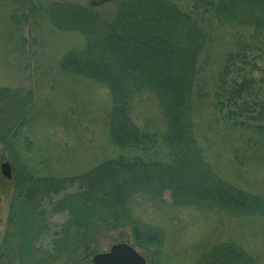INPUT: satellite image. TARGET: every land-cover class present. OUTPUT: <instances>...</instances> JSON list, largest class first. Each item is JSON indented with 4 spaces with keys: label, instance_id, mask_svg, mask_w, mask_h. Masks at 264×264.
<instances>
[{
    "label": "trees",
    "instance_id": "trees-1",
    "mask_svg": "<svg viewBox=\"0 0 264 264\" xmlns=\"http://www.w3.org/2000/svg\"><path fill=\"white\" fill-rule=\"evenodd\" d=\"M25 1L32 3L17 2ZM41 2L52 27L81 36L80 48L64 52L58 68L106 92L105 127L118 154L70 177L17 172L0 264H90L100 253L96 233L116 232L114 244H128L148 264L164 233L134 207L264 216V197L222 180L200 146L209 109L225 113L234 129L264 131V91L250 76L260 70L264 0ZM109 5L112 11H102ZM223 38L232 46L209 78L203 61ZM31 101L28 90L0 87V145L9 156ZM145 104L156 111L150 127L140 115ZM240 253L231 244L213 246L196 264H250Z\"/></svg>",
    "mask_w": 264,
    "mask_h": 264
},
{
    "label": "rangeland",
    "instance_id": "rangeland-1",
    "mask_svg": "<svg viewBox=\"0 0 264 264\" xmlns=\"http://www.w3.org/2000/svg\"><path fill=\"white\" fill-rule=\"evenodd\" d=\"M17 1L0 0V87L28 90L32 101L21 135L10 151L12 156L0 145V165L8 163L12 168V179L0 174V243L7 232L17 172L70 177L118 154L105 127L110 106L106 92L87 81L74 80L58 68L64 52L80 48L81 36L52 27L41 12L45 8L41 0H29L35 6ZM63 1L83 5L100 0ZM112 9V5L102 7V11ZM231 46L229 38L214 40L203 61L206 76L218 68ZM258 47L255 63L260 70L250 76L264 91V39ZM142 110L143 121L149 127L156 124L155 107L145 104ZM224 114L209 109L203 117L200 146L206 161L219 170L225 182L264 197V131L234 129L221 118ZM164 199L168 205L167 196ZM132 210L142 220L150 218L164 233L159 254L148 264H196L210 247L224 244L249 256L250 264H264V216L234 218L169 205L158 213L146 214L137 207ZM17 227H21L19 222ZM120 237L119 232L96 233V248L105 252Z\"/></svg>",
    "mask_w": 264,
    "mask_h": 264
},
{
    "label": "water",
    "instance_id": "water-1",
    "mask_svg": "<svg viewBox=\"0 0 264 264\" xmlns=\"http://www.w3.org/2000/svg\"><path fill=\"white\" fill-rule=\"evenodd\" d=\"M4 178L11 177L8 163L1 164ZM92 264H146L145 259L133 247L125 243L112 245L107 252L98 253L92 258Z\"/></svg>",
    "mask_w": 264,
    "mask_h": 264
},
{
    "label": "flooded vegetation",
    "instance_id": "flooded-vegetation-1",
    "mask_svg": "<svg viewBox=\"0 0 264 264\" xmlns=\"http://www.w3.org/2000/svg\"><path fill=\"white\" fill-rule=\"evenodd\" d=\"M0 169H1V165H0ZM7 225V224H6Z\"/></svg>",
    "mask_w": 264,
    "mask_h": 264
}]
</instances>
